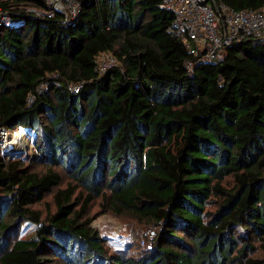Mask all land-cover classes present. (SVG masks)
<instances>
[{
    "label": "trees",
    "instance_id": "obj_1",
    "mask_svg": "<svg viewBox=\"0 0 264 264\" xmlns=\"http://www.w3.org/2000/svg\"><path fill=\"white\" fill-rule=\"evenodd\" d=\"M77 1L65 21L37 15L43 0H0V131L35 148L32 164L0 150V264H263L264 42L195 62L160 0ZM105 54L118 65L100 74ZM97 200L156 237L111 252ZM26 223L36 238H19Z\"/></svg>",
    "mask_w": 264,
    "mask_h": 264
},
{
    "label": "built area",
    "instance_id": "obj_2",
    "mask_svg": "<svg viewBox=\"0 0 264 264\" xmlns=\"http://www.w3.org/2000/svg\"><path fill=\"white\" fill-rule=\"evenodd\" d=\"M50 8L37 15L51 17L60 13L65 21L76 17L79 10L77 0H43ZM160 7L173 15L168 32L183 40L186 49L195 62L221 61L224 51L243 41L264 42V6L260 9L234 10L219 0H160ZM35 12V11H33ZM11 17L0 11V30L11 23ZM193 60L187 63L193 68ZM118 65L112 55L100 56L96 70L100 74ZM72 92L80 90L79 85H71ZM3 132V131H0ZM156 237L154 229H147L142 235V244Z\"/></svg>",
    "mask_w": 264,
    "mask_h": 264
},
{
    "label": "rangeland",
    "instance_id": "obj_3",
    "mask_svg": "<svg viewBox=\"0 0 264 264\" xmlns=\"http://www.w3.org/2000/svg\"><path fill=\"white\" fill-rule=\"evenodd\" d=\"M26 133V132H25ZM26 143L24 147L17 148V145H12V139L15 138L16 134H11L8 132H0V150L4 154H11L12 157H21L27 164H32L30 158L35 153L33 136L28 134ZM26 136V135H25ZM37 171H42L43 167L40 165H34ZM63 177V186L67 182V175L64 171L60 169L59 171ZM101 200H97L91 207L89 215L93 217L92 226L98 231L99 235L105 239L107 247L111 252L116 251V249L124 248L128 243H135L137 246L133 249L136 251L139 247H146V240L142 244V235L147 229H154L157 232V228L153 225L145 224L144 222H139L136 219L130 218L128 216H115L109 211H105L100 208ZM34 208L39 209L43 212L45 217L48 210L54 211L55 208L51 202V195L45 197L44 202L38 203ZM37 226L34 224L26 223L22 226L19 231L20 239H34L36 238ZM256 251L251 254L250 257L253 259L263 262L264 264V244L256 242Z\"/></svg>",
    "mask_w": 264,
    "mask_h": 264
},
{
    "label": "bare ground",
    "instance_id": "obj_4",
    "mask_svg": "<svg viewBox=\"0 0 264 264\" xmlns=\"http://www.w3.org/2000/svg\"><path fill=\"white\" fill-rule=\"evenodd\" d=\"M27 136L23 133L16 134L15 138L12 139V145H17V148H21L25 146Z\"/></svg>",
    "mask_w": 264,
    "mask_h": 264
},
{
    "label": "water",
    "instance_id": "obj_5",
    "mask_svg": "<svg viewBox=\"0 0 264 264\" xmlns=\"http://www.w3.org/2000/svg\"><path fill=\"white\" fill-rule=\"evenodd\" d=\"M236 46V45H235Z\"/></svg>",
    "mask_w": 264,
    "mask_h": 264
}]
</instances>
